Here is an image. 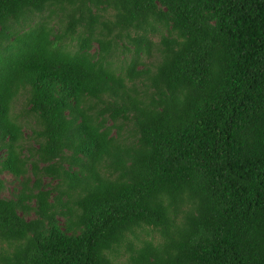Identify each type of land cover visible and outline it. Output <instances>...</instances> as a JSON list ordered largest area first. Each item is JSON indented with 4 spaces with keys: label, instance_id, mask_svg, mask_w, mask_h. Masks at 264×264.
I'll list each match as a JSON object with an SVG mask.
<instances>
[{
    "label": "trees",
    "instance_id": "trees-1",
    "mask_svg": "<svg viewBox=\"0 0 264 264\" xmlns=\"http://www.w3.org/2000/svg\"><path fill=\"white\" fill-rule=\"evenodd\" d=\"M0 264H264V0H0Z\"/></svg>",
    "mask_w": 264,
    "mask_h": 264
},
{
    "label": "rangeland",
    "instance_id": "rangeland-1",
    "mask_svg": "<svg viewBox=\"0 0 264 264\" xmlns=\"http://www.w3.org/2000/svg\"><path fill=\"white\" fill-rule=\"evenodd\" d=\"M15 111L16 112H18L23 106V103H21V100H19V101H17V102H15ZM1 177H4L6 180H8V179H10V177H9V175L7 176V175H2ZM9 186V185H8ZM5 195H8V192L7 191H5Z\"/></svg>",
    "mask_w": 264,
    "mask_h": 264
}]
</instances>
